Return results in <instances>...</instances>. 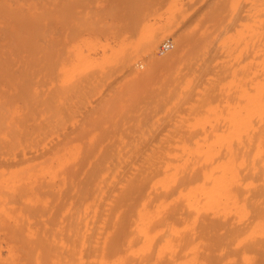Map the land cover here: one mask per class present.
<instances>
[{"label": "rangeland", "instance_id": "obj_1", "mask_svg": "<svg viewBox=\"0 0 264 264\" xmlns=\"http://www.w3.org/2000/svg\"><path fill=\"white\" fill-rule=\"evenodd\" d=\"M11 1L3 3L23 2ZM209 1L36 0L30 18L42 19L44 36H22L31 37L29 50L20 48L19 36L0 39V156L26 150L40 155L0 161V248L13 245L20 264H35L23 248L36 252L42 246H51L43 250L44 264H53L61 252L63 260L66 246L81 248L85 264H98L101 257L107 264L112 259L110 264H264L258 254L264 252V206L260 212L252 210L257 193L264 196L260 171L253 176L251 168L239 170L231 190L245 203L240 212L221 208L195 214L183 199L172 198L177 191L157 195L161 183L155 182L156 188L152 181L163 176V167L157 176L145 177L149 154L154 160L182 153L186 158L188 150L206 149L209 125L224 123L221 118L220 123L210 119L214 122L206 124V87L214 86L218 95L211 103L221 108L233 93L225 89L237 68L232 56L241 54L236 52L239 47L232 48V39L226 41L229 31L220 35L222 24L213 21L228 16L227 0ZM214 41L221 45L212 53L211 63L218 65L211 70L206 69V57ZM199 117L204 123L200 119L196 124ZM100 148L103 156L81 162ZM189 158L192 163L182 165L179 175L207 166L199 157ZM162 200L168 203L149 223L150 242H143L144 234L134 225L138 206L144 203L147 211L156 212ZM171 211L184 212L183 218L159 224ZM204 216L216 223L211 232L220 234L219 243L206 238ZM257 219L262 223L249 236V226ZM223 222L227 230L219 227ZM165 238L171 246L160 251ZM251 242L256 246L250 248Z\"/></svg>", "mask_w": 264, "mask_h": 264}, {"label": "bare ground", "instance_id": "obj_2", "mask_svg": "<svg viewBox=\"0 0 264 264\" xmlns=\"http://www.w3.org/2000/svg\"><path fill=\"white\" fill-rule=\"evenodd\" d=\"M22 1L23 2L20 5L18 4V6H12L10 4L9 5L4 4L3 0H0V39H11L13 37L19 36L20 48L24 50H29L28 49L29 45L30 47L32 45V39L31 37H22V36H32V35L44 36V30H43L44 25L42 24L43 23L42 19L36 18L37 16L35 17L36 18L35 20L30 18V15H32L31 11L33 10L35 11V9H37V6L35 5L36 0H22ZM11 2H13V0ZM16 2L19 3L20 0L19 2L18 1ZM209 2L211 1L206 0V4ZM221 3L219 6L223 4ZM33 7L35 8L33 9ZM226 8L228 10L227 11L228 16L226 15L227 17H225L226 20L224 18V15L223 16L221 15L218 17L217 16L213 17V21L215 23L217 21L219 25L222 24L221 29H219L220 35H222L223 32L225 33L227 30L230 33L227 35L228 36L227 40L224 39L226 35L224 36V38H221L220 40L223 39V40L228 41L229 39H232L230 41L234 43L232 48H234V46H236L237 50L240 48V50L236 52H238L241 55L239 57V55L235 53V57L232 56L234 59L230 58L231 60L233 59L234 61H236V62H233L232 60L233 63H236L237 68L232 67L233 69L232 70L230 69L232 73L231 75H229L228 81H226L227 82L226 84L228 85H225L226 86L225 87V86H222L224 83H222V85L218 83L222 86V88L223 87H225V89L229 88L230 90H232L231 93L233 92L231 96L225 98V100H222L224 105H221L222 106L221 108H220V105H218L219 103L218 104L215 103L217 105H213L211 103L213 100H217L216 97L218 93H216V89L213 88L214 87L213 85L209 87L207 86V82H206V86H207L206 87V103L208 105L206 104L207 106L206 107L207 108L206 109V120L204 118V120L206 121V124L208 122L213 121V120L210 121V119H214V120L217 119L219 121V119L221 118L224 121V123H222L221 125H219L218 123L217 124L214 123L217 126H213V123L212 124L208 123L211 125H209L210 129L206 130V149L201 150V151L200 150L197 151L198 149L188 150L186 151L187 152L186 158L183 157L184 153H182L183 156L180 155L177 157L175 155V156L169 157L168 159H166L165 156L160 155L156 160H154L152 158L153 154H149L148 157L145 158L146 159L145 161L148 163L146 167L148 171L145 172V177L149 176L150 178H153L160 173V172L158 173V171L161 170L162 167H163L162 168L163 170L165 169L163 176H161V178L158 176L160 179L156 177L157 180L153 178L154 179V181H152L153 184L150 182L153 186H156L154 185L155 182L158 185L160 183L162 185V186L160 185L162 189H160L159 192H157L156 190L158 185L156 186L154 192H157V195L159 194L164 197H167L177 191L176 196L172 198L173 199H179V198L183 199L186 202L187 206H189L188 208L189 209L190 207L192 208L190 209V211L195 214H198L202 210L206 212L209 210H212L215 213H218L219 210L221 211V208L223 211H226V212L228 210L229 211L233 210L235 212H240L242 210H245V207H244L245 203L243 202V204L242 203L240 204L236 197V194H233L231 190L232 185H235L239 181V177H240L239 170L240 169H245V168L250 169L251 168L253 170L252 172L253 176H256L255 175L256 172L260 171V174L262 175L261 180L264 181V0H227ZM237 22H239L238 25H237ZM235 25H237L239 28L237 29L235 27L236 28L235 31L230 32L232 27H234ZM25 33H27V35ZM231 33L232 34L234 33V34L231 35ZM219 37H223V36H219ZM12 42H15V40H12ZM222 42L223 41H221V43ZM214 43L213 44L215 46L213 47L212 45V48H210L211 47L210 46L207 51L208 57H206V69L213 70L218 65V63L217 65L216 64L212 65L211 63L213 61V59L211 58L212 53L217 49L216 46H218L216 44V41H214ZM232 43H231V46H232ZM1 47H2V44L0 43V49ZM236 57H238L239 59L236 60ZM230 59L228 60L226 59L225 63L230 62L229 61ZM230 64L228 63L226 64V66L233 65V64L231 65ZM229 66L226 68H229ZM215 76H216V73H215ZM225 76H227V73ZM221 77H222V73H221ZM213 79H216V78H213ZM219 81H222V80H219ZM212 82L214 84L213 80L211 81V84ZM216 83H217V80H216ZM230 90H227V91L230 92ZM226 93L228 94V92ZM200 119H201V123L199 121ZM199 123L200 124L204 123V121L202 122V118L200 117L196 118V124H199ZM217 147H220V148L224 147L225 151L223 153H219L220 150L217 151ZM104 153H105V150L103 148L97 149L91 156H87V158L84 157L81 162H84L86 160L88 163H93L94 161H96V159L103 156ZM188 154H192L193 156L199 157L200 160H202L201 162H203L205 166L207 165L206 166L207 168L205 167L204 170L201 171V168L191 167L192 169L189 170L187 173L185 174L181 173V175H179L180 174L179 170L181 168L183 169L184 164L186 162L189 163L190 161V158L189 160H186L188 158ZM38 155H39L38 150H35V151L26 150V151H23V153L21 154L15 153L12 157L2 155L0 156V161L2 163L18 161V159L20 161H25V160H31V159L38 158L37 157ZM171 161H173L172 164H171ZM256 161H258V165H256ZM185 166H190V165L185 164ZM135 174L136 173H133V175ZM132 178L133 177H129V179L127 180V183L130 182ZM248 184L252 185L251 181L248 182ZM255 186L256 185H254L253 188ZM257 189L258 187L255 188V191H257ZM131 190L132 188H129V191ZM14 198L15 197H13L12 199ZM245 198H248V197H245ZM259 201L262 203V205L259 204ZM143 202H147V201L143 200ZM165 202L162 200L159 203L158 202L156 203L155 205L156 212L147 211L144 203L142 204L140 203L141 206H138L139 207L137 211L139 214L138 222H137V225L136 224L134 225L137 227L138 230L141 231V232L138 231V233L144 234V235L139 234V235L144 236L143 242L145 241L150 242L149 240L151 237L148 231L149 226H150L149 223L153 218L156 219L155 216L157 215V212L159 211L158 209H161L163 206H165V204L168 203V201L166 203ZM261 206H264V196L257 193V200L256 202L255 201L253 202L252 210L255 212H260ZM183 214L184 212L171 211L170 213L163 215L158 220V222L159 224L166 225L167 223L173 222L180 217L183 218L182 217ZM158 215L160 216V214ZM206 216L208 217L207 214ZM206 216H204L202 220L203 223H205L204 227H206V238H208V240L214 243H219L221 240L220 234H216V232L215 233L211 232L214 230L212 229V226L215 222H213L211 219L207 218ZM193 220L197 222L198 217L194 216ZM185 223L186 222H184V224ZM223 223L225 224H222L219 227L220 228L224 227L225 230H227L228 229L227 223L226 222H223ZM261 223L262 222L259 219H257L255 222H252V224L249 226V229H250L249 236H251L256 230L259 229V226L261 225ZM215 225L216 223L214 224V226ZM204 227L202 226L203 229ZM161 228L157 230L160 231ZM173 228L169 227V229H171V232ZM176 228H179L178 230L180 231V227H176ZM162 232H164V230ZM110 234L111 233H109L108 235ZM154 234H157V233L155 232ZM104 238H103L104 239L103 241H104V244H106L108 238L107 237H104ZM15 239L17 240V238ZM164 240H165L164 241L165 243L163 242L160 248L158 247L160 251L163 247L170 244L168 238L167 239L165 238ZM182 240L185 241V239H181L179 241L181 242ZM103 241L101 240V242ZM143 245L144 244H142V246ZM88 246H89V249L94 248L93 244H90ZM98 246L97 248H99ZM248 246L250 248H253L256 246V244H253L251 242L248 244ZM50 247L51 246L49 247L42 246V249L44 251L46 250L49 251ZM62 247L64 248L65 246L62 245ZM193 247H195V245ZM65 248L66 249L63 250V253H66V255L64 256V259L63 260L61 259V255H62V252H61L58 254L56 259L53 261V264H85V261H84L85 259L84 260L82 259L83 252L81 251V248H77L76 246H66ZM22 250H23L24 255L27 258L31 259L35 264H41V262L42 264H44L45 260L42 259V253L44 252L43 250L38 249L36 252H34L31 249H27V248H23ZM159 250L157 249V251ZM106 251L107 250H105V252ZM187 251L189 252V248ZM102 254H103V251H102ZM258 254L259 256L264 257V252L260 251ZM18 258H19V253L16 251L13 245L7 246L5 250L0 248V264H20L18 262ZM98 258L96 257L95 259H98ZM103 258L104 257H101L100 259H98L99 262L98 261L95 262L93 258L90 260H93V262L98 263V264H107L108 261L106 262L105 261L106 259H103ZM111 262H109L108 264H110Z\"/></svg>", "mask_w": 264, "mask_h": 264}]
</instances>
